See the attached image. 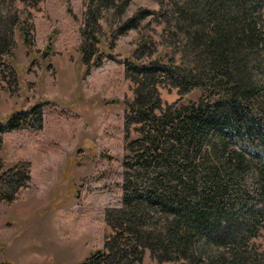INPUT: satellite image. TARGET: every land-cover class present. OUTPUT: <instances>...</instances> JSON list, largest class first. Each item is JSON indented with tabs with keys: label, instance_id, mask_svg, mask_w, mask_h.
<instances>
[{
	"label": "trees",
	"instance_id": "1",
	"mask_svg": "<svg viewBox=\"0 0 264 264\" xmlns=\"http://www.w3.org/2000/svg\"><path fill=\"white\" fill-rule=\"evenodd\" d=\"M129 1L83 0L86 70L88 37L99 41L96 60L138 33L124 63L121 202L105 208L102 247L79 264H143L146 249L170 264H240L245 254L215 248L247 233L264 207V0H159L124 15ZM37 3L0 0V66L10 74L16 30L31 47ZM161 86L180 95L164 101ZM14 114L0 117V149ZM28 167L0 156V199H21ZM255 194L261 202L248 204Z\"/></svg>",
	"mask_w": 264,
	"mask_h": 264
},
{
	"label": "rangeland",
	"instance_id": "2",
	"mask_svg": "<svg viewBox=\"0 0 264 264\" xmlns=\"http://www.w3.org/2000/svg\"><path fill=\"white\" fill-rule=\"evenodd\" d=\"M158 5L159 0H130L123 14ZM36 6L31 8V47L17 29L10 61L14 75L0 66V117L15 112L16 124L3 131L0 156L5 166L28 161L30 176L19 187L21 199H0V261L79 264L102 247L105 208L121 202L122 100L131 83L124 63L138 31L128 29L115 39L110 55L96 60L99 41L88 37L86 70L83 0H38ZM159 91L167 102L180 95L177 87ZM188 96L197 99L199 90ZM20 108L28 112L15 111ZM259 198L253 195L248 204L260 203ZM262 208L247 233L223 240L215 250L227 257L245 254L240 264H264ZM170 263L144 251L143 264Z\"/></svg>",
	"mask_w": 264,
	"mask_h": 264
},
{
	"label": "water",
	"instance_id": "3",
	"mask_svg": "<svg viewBox=\"0 0 264 264\" xmlns=\"http://www.w3.org/2000/svg\"><path fill=\"white\" fill-rule=\"evenodd\" d=\"M0 264H12V263H10L8 261H0Z\"/></svg>",
	"mask_w": 264,
	"mask_h": 264
}]
</instances>
